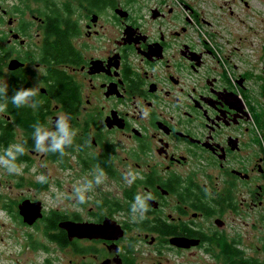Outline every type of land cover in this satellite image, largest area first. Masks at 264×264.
I'll return each instance as SVG.
<instances>
[{
    "label": "flooded vegetation",
    "instance_id": "obj_1",
    "mask_svg": "<svg viewBox=\"0 0 264 264\" xmlns=\"http://www.w3.org/2000/svg\"><path fill=\"white\" fill-rule=\"evenodd\" d=\"M187 8L199 19L187 0H0V85L11 96L37 82L34 64L45 73L37 109L9 102L11 112L0 114V132L8 120L0 149L25 147L22 174L9 180H39L32 174L41 177L48 159L61 182L71 169L82 180L97 166L107 173L86 210H61L55 243L81 255L76 264H137L128 251L139 243L155 250L152 264H181L172 252L200 263L264 264L248 228L264 206V104L248 93L250 71L234 74L231 55L206 38L202 47L187 39ZM61 113L77 131L73 144L63 157L35 152L32 125L53 127ZM129 170L140 177L131 184ZM148 192L146 219L132 222L135 196ZM20 194V202L41 200ZM67 220H108L111 237H70Z\"/></svg>",
    "mask_w": 264,
    "mask_h": 264
},
{
    "label": "rangeland",
    "instance_id": "obj_2",
    "mask_svg": "<svg viewBox=\"0 0 264 264\" xmlns=\"http://www.w3.org/2000/svg\"><path fill=\"white\" fill-rule=\"evenodd\" d=\"M187 3L199 13L196 15L199 19H191V15L195 16L194 12L187 8L190 18L187 21V39L202 47L206 38L210 47L231 55L228 63L231 67V62L237 65L234 74L250 71L252 75L247 80L248 93L254 102L264 104V0H187ZM48 128H52V125H48ZM3 151L0 149V153ZM41 163L46 169L42 176L32 174L39 180L24 185L13 184L7 172L0 168V264H76L74 261L81 260V255L69 249L59 250L57 244L42 230L41 221L37 223L39 225H30L17 212L18 199L23 192L40 198L45 214L52 209L86 210L89 206L88 202L77 204L71 198L72 185L82 181L83 178H78L81 175H75L71 169L65 172L66 178L61 182L62 170L59 165L51 159L46 162L41 160ZM44 175L46 178L43 180ZM5 202L7 207L2 204ZM83 215L86 217L85 212ZM250 221H254V225L248 228L254 231L255 255L264 257V250L260 249V246L264 249V206L255 208ZM86 244L89 245L81 243V247H88ZM185 253L172 252L169 255L175 259L181 258V264H211L210 261L200 263V256ZM154 254L155 250L146 243H139L135 251H128L130 260L137 261V264H152Z\"/></svg>",
    "mask_w": 264,
    "mask_h": 264
},
{
    "label": "clouds",
    "instance_id": "obj_3",
    "mask_svg": "<svg viewBox=\"0 0 264 264\" xmlns=\"http://www.w3.org/2000/svg\"><path fill=\"white\" fill-rule=\"evenodd\" d=\"M34 71L37 73V82L31 87H19L11 96H9V86L7 84L0 85V113L7 111L9 102L17 109L28 107L33 110L37 109L42 103L38 99L39 89L41 86L40 77L45 75L40 66L33 65ZM148 113L144 112V116ZM32 145L37 153H56L63 157L65 149L73 144L77 131L74 130L70 123V117L61 113L53 122V127L48 128L39 121L32 125ZM25 154L24 143L16 142L10 144L2 153H0V168H3L9 175L22 174V166L17 163L18 158ZM107 173L105 170L97 166L91 178H85L77 181L72 185V199L77 204H85L90 200L89 193L95 187L105 185L107 181ZM137 178V173L129 170L124 173L125 182L131 184ZM154 197L150 192L137 194L131 205L132 222H142L146 219V214L150 211L149 202ZM101 201H97V204Z\"/></svg>",
    "mask_w": 264,
    "mask_h": 264
},
{
    "label": "water",
    "instance_id": "obj_4",
    "mask_svg": "<svg viewBox=\"0 0 264 264\" xmlns=\"http://www.w3.org/2000/svg\"><path fill=\"white\" fill-rule=\"evenodd\" d=\"M197 58L196 56L193 59ZM12 67V65H10ZM19 211L23 216L24 222L28 224H33L37 219L44 216L43 211V202L41 200H32L30 198H26L19 203ZM63 226H65L69 231L70 237H111L107 231L110 230L111 224L110 221L105 220L103 223H95L93 221H74L67 220L63 222ZM122 229H120L121 231ZM123 234V230L120 232ZM118 236V235H117ZM116 236V237H117ZM191 242H187V246L195 243L196 241L190 240Z\"/></svg>",
    "mask_w": 264,
    "mask_h": 264
},
{
    "label": "trees",
    "instance_id": "obj_5",
    "mask_svg": "<svg viewBox=\"0 0 264 264\" xmlns=\"http://www.w3.org/2000/svg\"><path fill=\"white\" fill-rule=\"evenodd\" d=\"M56 74H53V76ZM53 87H55V85H52ZM7 113L11 112V108H7ZM2 121H4L6 124L2 130V132H0V147H3L4 143H6V140L8 141V128H7V119L2 117L1 118ZM34 119V118H31ZM30 119V120H31ZM28 123V122H27ZM4 204V207H7V203H2ZM64 217L63 212H61V210H56V209H52L50 210L49 213L44 214V216L40 219V221L43 224V228L42 230L44 231V233L46 234L47 237H49L51 240H53L54 242L57 241L58 239L62 240L63 238L60 236V234L57 233V228H58V221ZM22 219V217H21ZM39 225V224H36ZM67 238V237H66ZM64 243L68 242V239H64L63 240ZM67 244V243H66ZM44 247V246H43ZM83 250H89L88 247H83ZM259 264V263H256Z\"/></svg>",
    "mask_w": 264,
    "mask_h": 264
}]
</instances>
